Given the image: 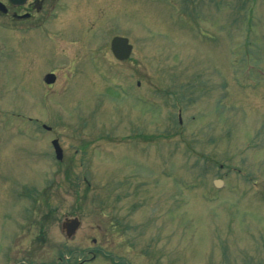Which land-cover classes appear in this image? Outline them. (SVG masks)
Wrapping results in <instances>:
<instances>
[{"label": "rangeland", "instance_id": "rangeland-1", "mask_svg": "<svg viewBox=\"0 0 264 264\" xmlns=\"http://www.w3.org/2000/svg\"><path fill=\"white\" fill-rule=\"evenodd\" d=\"M60 3L0 28V264H264V0Z\"/></svg>", "mask_w": 264, "mask_h": 264}, {"label": "flooded vegetation", "instance_id": "flooded-vegetation-1", "mask_svg": "<svg viewBox=\"0 0 264 264\" xmlns=\"http://www.w3.org/2000/svg\"><path fill=\"white\" fill-rule=\"evenodd\" d=\"M36 1L37 0H26L21 4L18 3L16 5H13L10 3L9 0H0V3H2L7 9L6 13H2L0 11V17L8 18L7 16H9L10 13L12 14L13 12L16 13V15L10 18L11 19L9 20L10 22L2 23L0 25L2 31L4 33L6 32V34L12 32L21 33V34H29L30 32H41L45 36L47 34L45 27L48 24L49 20L52 21L53 17L57 13L61 0H50L49 3L46 5V7L44 6L41 15L38 17H35V14L31 13L32 7L39 8L40 6V2L39 1L36 2ZM24 8L29 9L28 13L20 14L19 10ZM9 28H12V30H10ZM95 52L96 51H93L92 54H94ZM91 56H92L91 62H93L94 55Z\"/></svg>", "mask_w": 264, "mask_h": 264}, {"label": "water", "instance_id": "water-1", "mask_svg": "<svg viewBox=\"0 0 264 264\" xmlns=\"http://www.w3.org/2000/svg\"><path fill=\"white\" fill-rule=\"evenodd\" d=\"M11 4L16 5V4H21L25 2L26 0H9ZM0 11L3 13H6V8L4 7L3 4L0 3ZM132 46L129 44V40L125 38H120L117 37L113 39L112 41V51L114 56L116 57L117 60L119 61H126L129 59L132 53ZM56 81L55 75H49L46 78V84H54ZM55 148H56V153H57V158L58 160H61L63 157L62 150L59 148L58 142H54ZM81 223L78 218H65L64 221L62 222V232L66 235L67 239H72L77 230L80 228Z\"/></svg>", "mask_w": 264, "mask_h": 264}, {"label": "bare ground", "instance_id": "bare-ground-1", "mask_svg": "<svg viewBox=\"0 0 264 264\" xmlns=\"http://www.w3.org/2000/svg\"><path fill=\"white\" fill-rule=\"evenodd\" d=\"M51 21L49 20L48 24L50 23Z\"/></svg>", "mask_w": 264, "mask_h": 264}]
</instances>
